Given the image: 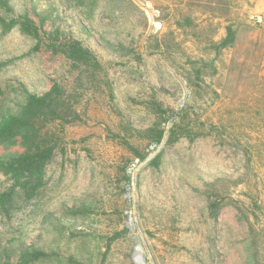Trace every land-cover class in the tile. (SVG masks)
<instances>
[{
	"label": "rangeland",
	"instance_id": "1",
	"mask_svg": "<svg viewBox=\"0 0 264 264\" xmlns=\"http://www.w3.org/2000/svg\"><path fill=\"white\" fill-rule=\"evenodd\" d=\"M87 4L10 0L0 12L45 20L102 64L93 74L0 29V121L57 85L68 117L49 125L60 148L39 196L0 217V264L28 249L50 255L29 264H134L130 182L149 264H264V0ZM17 151L0 146V165ZM13 184L0 173V196Z\"/></svg>",
	"mask_w": 264,
	"mask_h": 264
},
{
	"label": "trees",
	"instance_id": "2",
	"mask_svg": "<svg viewBox=\"0 0 264 264\" xmlns=\"http://www.w3.org/2000/svg\"><path fill=\"white\" fill-rule=\"evenodd\" d=\"M72 1L76 2L77 6H87L89 2L95 5L100 0ZM1 11L8 14L14 11L10 0H0ZM45 22L43 19L37 22L29 15L10 16L0 18V29L9 33L19 28L23 34L35 40L33 48L35 52H42L44 48L55 55L61 54L75 67L86 68L93 74L102 69L99 58L81 41L60 38L63 34L61 29L51 32L45 28ZM228 30L229 36L222 43L224 47L232 45L235 39L232 29ZM63 98V90L59 89V85L55 90L52 89L43 95L27 93L25 101L19 106V111L16 114L4 116L0 121V146L5 147L6 150L11 148L20 150L0 165V173L14 182L10 191L0 196V217L10 219L14 212L37 198L40 189L47 184L48 165L52 163L60 148L58 136L50 130L49 125L68 120L67 115H63L65 112ZM77 118L80 117L77 116ZM166 132L171 134L172 130H160L154 142L160 144ZM160 158L161 153L156 154L152 162L147 165L158 166L159 163L156 162ZM140 159L144 161L146 157H140ZM49 257L50 255L44 251L28 249L20 256V262L21 264L41 262Z\"/></svg>",
	"mask_w": 264,
	"mask_h": 264
},
{
	"label": "built area",
	"instance_id": "3",
	"mask_svg": "<svg viewBox=\"0 0 264 264\" xmlns=\"http://www.w3.org/2000/svg\"><path fill=\"white\" fill-rule=\"evenodd\" d=\"M125 208L123 210L124 229L133 241L134 264H149L146 255V239L139 223V209L136 197L135 183L131 182L124 193Z\"/></svg>",
	"mask_w": 264,
	"mask_h": 264
}]
</instances>
